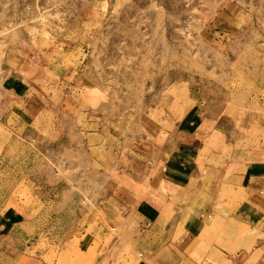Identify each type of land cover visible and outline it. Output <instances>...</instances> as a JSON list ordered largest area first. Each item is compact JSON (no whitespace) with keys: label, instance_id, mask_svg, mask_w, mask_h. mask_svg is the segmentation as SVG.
Listing matches in <instances>:
<instances>
[{"label":"rangeland","instance_id":"1","mask_svg":"<svg viewBox=\"0 0 264 264\" xmlns=\"http://www.w3.org/2000/svg\"><path fill=\"white\" fill-rule=\"evenodd\" d=\"M198 117L216 129L195 143L264 153V0H0V264H95L82 234L139 238L113 189L159 180L174 203L185 149L208 150L185 147Z\"/></svg>","mask_w":264,"mask_h":264},{"label":"crops","instance_id":"2","mask_svg":"<svg viewBox=\"0 0 264 264\" xmlns=\"http://www.w3.org/2000/svg\"><path fill=\"white\" fill-rule=\"evenodd\" d=\"M24 103L26 119L36 117V104ZM212 120L198 117L183 130L185 147L201 155L208 150L197 163L185 149V185L175 191V202L165 192L167 182L123 175L112 206L118 220L133 211L141 236L122 239L107 229L101 238L82 234L80 253L93 256L95 264H264V153L255 162L242 160L230 133L219 144L201 138L195 143L196 135L209 140L214 134Z\"/></svg>","mask_w":264,"mask_h":264}]
</instances>
